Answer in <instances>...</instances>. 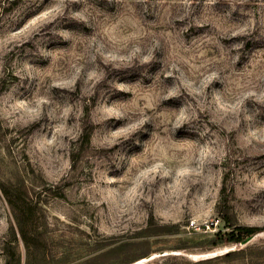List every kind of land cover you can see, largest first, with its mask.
Masks as SVG:
<instances>
[{
	"label": "rangeland",
	"instance_id": "rangeland-1",
	"mask_svg": "<svg viewBox=\"0 0 264 264\" xmlns=\"http://www.w3.org/2000/svg\"><path fill=\"white\" fill-rule=\"evenodd\" d=\"M0 181L45 201L59 254L90 233L100 264H264V231L197 244L224 184L264 226V0H0ZM152 215L188 247L137 258L167 246ZM13 221L0 186V264Z\"/></svg>",
	"mask_w": 264,
	"mask_h": 264
},
{
	"label": "trees",
	"instance_id": "trees-1",
	"mask_svg": "<svg viewBox=\"0 0 264 264\" xmlns=\"http://www.w3.org/2000/svg\"><path fill=\"white\" fill-rule=\"evenodd\" d=\"M3 194L10 205L13 223L10 226L9 236L3 242L5 264H100L110 253L98 251V241L93 240L90 233H86L84 245L74 252L71 247L61 244L60 254L54 251L46 232L47 213L45 201L34 197L33 193L23 183L0 181ZM227 186L222 187V198L218 204V213L225 222L226 229L218 230L214 235L205 237L197 244L203 248L216 247L228 243H234L241 247L243 243L254 235L263 232L264 226L238 222L231 212L227 199ZM45 227V228H44ZM179 224H159L152 215L149 224L141 230L145 237L157 236V239L166 242L167 246L150 249V240L147 238L143 243L146 245L137 258L148 256L154 252L183 250L188 247L182 238L168 237L178 233ZM22 240L26 253L23 255L19 249V241ZM52 242V241H51ZM138 243V242H137ZM132 245L121 247L126 250ZM132 261V260H131ZM127 261L125 264L131 262Z\"/></svg>",
	"mask_w": 264,
	"mask_h": 264
},
{
	"label": "water",
	"instance_id": "water-1",
	"mask_svg": "<svg viewBox=\"0 0 264 264\" xmlns=\"http://www.w3.org/2000/svg\"><path fill=\"white\" fill-rule=\"evenodd\" d=\"M247 241V240H246Z\"/></svg>",
	"mask_w": 264,
	"mask_h": 264
}]
</instances>
